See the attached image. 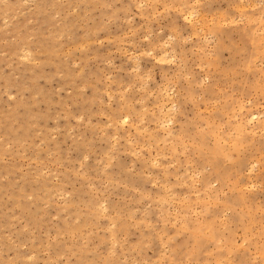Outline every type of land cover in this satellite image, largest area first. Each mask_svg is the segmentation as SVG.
<instances>
[{"label": "rangeland", "instance_id": "obj_1", "mask_svg": "<svg viewBox=\"0 0 264 264\" xmlns=\"http://www.w3.org/2000/svg\"><path fill=\"white\" fill-rule=\"evenodd\" d=\"M0 264H264V0H0Z\"/></svg>", "mask_w": 264, "mask_h": 264}]
</instances>
